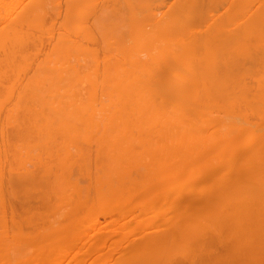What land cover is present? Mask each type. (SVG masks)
<instances>
[{
	"label": "bare ground",
	"instance_id": "1",
	"mask_svg": "<svg viewBox=\"0 0 264 264\" xmlns=\"http://www.w3.org/2000/svg\"><path fill=\"white\" fill-rule=\"evenodd\" d=\"M0 264H264V0H0Z\"/></svg>",
	"mask_w": 264,
	"mask_h": 264
}]
</instances>
